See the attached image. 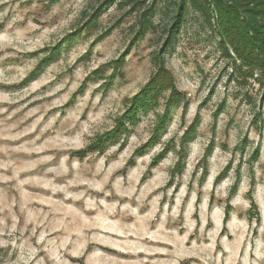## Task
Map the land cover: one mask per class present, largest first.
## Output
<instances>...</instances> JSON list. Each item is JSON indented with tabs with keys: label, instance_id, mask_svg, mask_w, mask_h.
Wrapping results in <instances>:
<instances>
[{
	"label": "rangeland",
	"instance_id": "obj_1",
	"mask_svg": "<svg viewBox=\"0 0 264 264\" xmlns=\"http://www.w3.org/2000/svg\"><path fill=\"white\" fill-rule=\"evenodd\" d=\"M98 2L0 0V264H264V87L242 85L193 10L163 55L183 101L156 143L135 153L168 92L102 154L74 156L154 75L171 12L131 45L126 8L84 29Z\"/></svg>",
	"mask_w": 264,
	"mask_h": 264
},
{
	"label": "trees",
	"instance_id": "obj_2",
	"mask_svg": "<svg viewBox=\"0 0 264 264\" xmlns=\"http://www.w3.org/2000/svg\"><path fill=\"white\" fill-rule=\"evenodd\" d=\"M148 1L99 0L95 7L90 8L91 12L88 15L87 21L84 23V29L88 30V32L95 28L97 20L111 6H116L119 9L126 8L130 13H136L137 24L131 39V45L142 40L146 33H154L157 31V26L154 24L153 18L158 13L156 7L159 4L171 7V12L168 15L166 23L160 30L165 35V39L160 50L153 58L156 69L154 75L128 101L129 106L122 116L118 118L115 127L111 131L97 138L85 149L74 152V156L80 159L88 153L102 154L106 147L113 146L121 137H126L130 131L127 125H136L138 123V114L157 107L161 94L168 92L163 113L157 117V122L150 138L135 153L142 155L160 138L162 132L165 130L166 122L169 120L172 110L183 101V97L174 87L173 79L169 71L165 68L163 55L171 47L190 9L198 13L210 29L214 28L216 30L219 38L218 45L223 57L231 61L234 70L242 77V85L248 79H252L259 86L264 87V0H151L149 5H145ZM73 37H70V39ZM121 61H123L122 58L113 62V67L115 69L120 68ZM192 130L193 127H190L183 136H189ZM183 136L181 138L182 143L186 140L183 139ZM169 149H164L159 156H156L151 166H155ZM181 159L182 157L180 155ZM175 166L178 169L180 161ZM220 179L221 177L216 182ZM203 181L204 176L201 182ZM234 189L229 193L230 195L224 208V224L229 219L228 214L231 209L229 199L234 196ZM251 201L250 208L255 209V203ZM255 213L257 212L255 211Z\"/></svg>",
	"mask_w": 264,
	"mask_h": 264
}]
</instances>
